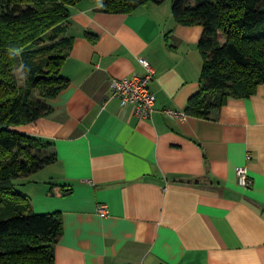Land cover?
<instances>
[{
  "label": "crops",
  "instance_id": "crops-1",
  "mask_svg": "<svg viewBox=\"0 0 264 264\" xmlns=\"http://www.w3.org/2000/svg\"><path fill=\"white\" fill-rule=\"evenodd\" d=\"M173 2L130 13L104 0L69 6V85L48 115L15 126L56 153L16 181L33 212L62 215L54 264H264V83L209 117L169 115L186 112L203 65L202 26L178 23ZM141 58L155 71L151 118L110 89L112 78L145 75ZM242 164L249 187L236 176Z\"/></svg>",
  "mask_w": 264,
  "mask_h": 264
},
{
  "label": "trees",
  "instance_id": "trees-1",
  "mask_svg": "<svg viewBox=\"0 0 264 264\" xmlns=\"http://www.w3.org/2000/svg\"><path fill=\"white\" fill-rule=\"evenodd\" d=\"M79 1L0 0V264L55 263L62 215L33 212L16 181L54 163L56 153L48 151L52 142L15 126L48 115V100L69 85L61 67L72 42L69 6ZM151 1L162 0H104V8L130 13ZM172 12L182 25L202 26L200 89L187 114L209 117L229 99L257 92L264 83V0H174Z\"/></svg>",
  "mask_w": 264,
  "mask_h": 264
},
{
  "label": "built area",
  "instance_id": "built-area-1",
  "mask_svg": "<svg viewBox=\"0 0 264 264\" xmlns=\"http://www.w3.org/2000/svg\"><path fill=\"white\" fill-rule=\"evenodd\" d=\"M142 64L147 68L145 75L133 73L131 76L122 78H112L110 89L113 96L121 99L123 104L133 103L134 112L141 118H151L155 111L156 95L150 88V82L154 78L155 71L148 60L141 58ZM167 113L181 119L187 118V113L182 111L167 110ZM252 154L247 152L246 160L250 161ZM236 176L240 184L249 187L253 183V178L249 174L248 164H242L236 168ZM96 211L101 216H107L110 212L106 204L97 205Z\"/></svg>",
  "mask_w": 264,
  "mask_h": 264
},
{
  "label": "rangeland",
  "instance_id": "rangeland-1",
  "mask_svg": "<svg viewBox=\"0 0 264 264\" xmlns=\"http://www.w3.org/2000/svg\"><path fill=\"white\" fill-rule=\"evenodd\" d=\"M16 73L19 77L20 85H23L25 82V72H24V67L21 62L18 63L16 66Z\"/></svg>",
  "mask_w": 264,
  "mask_h": 264
},
{
  "label": "clouds",
  "instance_id": "clouds-1",
  "mask_svg": "<svg viewBox=\"0 0 264 264\" xmlns=\"http://www.w3.org/2000/svg\"><path fill=\"white\" fill-rule=\"evenodd\" d=\"M15 51H17V52H18V51H19V49H16Z\"/></svg>",
  "mask_w": 264,
  "mask_h": 264
}]
</instances>
